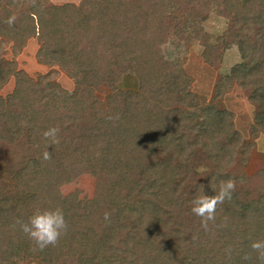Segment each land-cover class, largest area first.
<instances>
[{
    "label": "trees",
    "instance_id": "obj_1",
    "mask_svg": "<svg viewBox=\"0 0 264 264\" xmlns=\"http://www.w3.org/2000/svg\"><path fill=\"white\" fill-rule=\"evenodd\" d=\"M1 4L21 12L17 22L14 8L4 7L0 16V88L15 75L13 92L0 93V140L19 137L25 126L36 156L16 176V195L0 192V264H261L251 243L264 239V153L254 148L264 133V0ZM213 4L228 18L216 43L202 25ZM169 15L200 40L211 64L216 66L232 45L241 52V61L216 82L210 100L192 104L196 94L187 90L172 91L165 102L153 95L163 73L172 66L181 69V61L172 64L161 52ZM31 35L40 44L39 60L59 65L76 80L73 92L50 76L17 70L5 57L4 45L13 42L19 50ZM124 66L140 78L136 92L103 97L87 85L106 79L111 69L120 77ZM234 85L255 106L250 139L223 104ZM63 97L75 100L72 109ZM37 99L40 109L25 115L24 104ZM51 127L58 129V142L43 135ZM45 151L50 159L43 158ZM81 165L96 184L93 199L76 207L75 195L63 198L57 186ZM229 178L236 182L232 199L217 205L215 220L205 228L191 202L214 195ZM24 191L29 193L18 198ZM37 207L61 208L68 223L58 242L44 249L20 227Z\"/></svg>",
    "mask_w": 264,
    "mask_h": 264
},
{
    "label": "rangeland",
    "instance_id": "obj_2",
    "mask_svg": "<svg viewBox=\"0 0 264 264\" xmlns=\"http://www.w3.org/2000/svg\"><path fill=\"white\" fill-rule=\"evenodd\" d=\"M52 1L54 3L68 1L79 2V0ZM4 7L5 9H8V7L11 9L14 8L10 4L8 7L7 5L1 4L0 16H3L1 12H4ZM20 12V7L14 8L13 17L17 19L16 22L20 19ZM189 13L192 14V12ZM166 23L170 29L165 37L166 43L161 49L162 56L172 64L181 61V69L172 66L163 73L154 87L153 95H156L158 100L165 102L168 97H171L170 93L172 91L179 92L187 90L196 94L189 99V102L192 104L198 103L205 98L210 100L213 96L216 82L222 75L229 74L232 67L241 61L242 57L238 46L232 45L226 48L220 61L215 66L203 57L202 52L204 46L200 40L189 37L188 33L185 32L182 20L175 23L174 19L169 15ZM28 24V33H32L29 28L33 25V22L28 21ZM202 25L210 34L211 42L216 43L219 36L227 28L228 18L221 14L217 4H213L207 14H204V17H202ZM39 47L40 44L37 37L31 35L25 45L21 46L19 50L16 49L13 42L4 45V55L10 62H16L17 70H22L34 78L50 76L53 79L52 81L58 84L62 90L73 92L77 85L76 80L69 76L59 65H48L41 62L38 58ZM122 71L123 73L119 77L111 69L106 79L102 78L99 83L93 81L87 83V85L90 88H94V93L97 92L103 97L108 95L115 98L116 96H127L130 93L136 92L140 85L139 76L129 70L128 66H124ZM182 73L184 74L183 76L181 75ZM145 76V78L149 79L148 73ZM45 80L46 82L49 81L48 79ZM14 87L15 75H10L3 87L0 88V93L3 95L10 94L13 92ZM80 96H83L86 100L88 99L87 94L83 93ZM62 99L68 106L70 105L69 107L71 109L73 108L72 102L75 100L69 99V97H63ZM53 100L55 102L58 101L57 97ZM39 102L40 100L37 99V101H33L34 105L31 102L25 103L23 106L25 115L27 113L31 114V108L39 110L41 106ZM223 104L233 114L235 127L242 133L244 138H253L252 126L254 123L253 115L255 106L249 101L243 89L234 85L223 95ZM61 106L63 107L64 104ZM100 107H102V110L107 111V107ZM255 141V150L264 153V133L260 132L255 138ZM35 156L36 154L29 142L27 128L25 126L21 127L19 137L8 136L0 140V192L3 196L10 197L16 195V176H18L21 168L28 160ZM71 157V154H69L66 159L67 164L71 163ZM79 170V173H76L72 179L57 186L63 198H69L75 195L76 207H81V205L87 204L93 199L96 184L95 177L88 171L86 166L81 165ZM125 183L129 184L128 181L123 180L122 184ZM23 193L17 194L18 198L29 192L24 191ZM26 264L35 263L31 262Z\"/></svg>",
    "mask_w": 264,
    "mask_h": 264
},
{
    "label": "clouds",
    "instance_id": "obj_3",
    "mask_svg": "<svg viewBox=\"0 0 264 264\" xmlns=\"http://www.w3.org/2000/svg\"><path fill=\"white\" fill-rule=\"evenodd\" d=\"M57 132V128L51 127L45 130L43 135L46 138H51L53 142H58ZM43 158L45 160L50 159V153L45 151ZM235 188V180L229 178L219 183V191L215 192L214 195L201 194L192 200L191 211L201 218L202 226L207 228L208 221L215 220L217 205L223 204L225 200H231ZM107 216L108 214L106 213V219ZM20 227L35 242L38 248L44 249L58 242L67 230L68 223L61 208L51 207L41 209L37 207L26 221L20 223ZM251 248L257 252L261 264H264V239L252 241Z\"/></svg>",
    "mask_w": 264,
    "mask_h": 264
}]
</instances>
